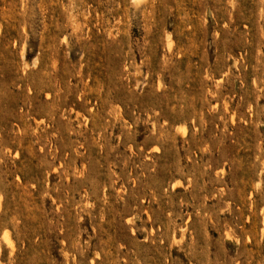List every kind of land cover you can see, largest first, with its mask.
<instances>
[{"label":"rangeland","instance_id":"obj_1","mask_svg":"<svg viewBox=\"0 0 264 264\" xmlns=\"http://www.w3.org/2000/svg\"><path fill=\"white\" fill-rule=\"evenodd\" d=\"M0 264H264V0H0Z\"/></svg>","mask_w":264,"mask_h":264},{"label":"bare ground","instance_id":"obj_2","mask_svg":"<svg viewBox=\"0 0 264 264\" xmlns=\"http://www.w3.org/2000/svg\"><path fill=\"white\" fill-rule=\"evenodd\" d=\"M139 1V0H138ZM136 2V1H135Z\"/></svg>","mask_w":264,"mask_h":264}]
</instances>
